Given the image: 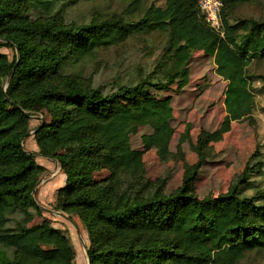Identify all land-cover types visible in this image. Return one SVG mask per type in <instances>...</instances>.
<instances>
[{
  "label": "trees",
  "instance_id": "1",
  "mask_svg": "<svg viewBox=\"0 0 264 264\" xmlns=\"http://www.w3.org/2000/svg\"><path fill=\"white\" fill-rule=\"evenodd\" d=\"M197 1L151 4L134 23L114 17L76 24L51 14L54 0H0V47L14 49L11 59L0 52V264H74L63 232L43 220L32 223V210L40 212L32 191L44 166L24 148L23 138L30 116L43 111L48 119L35 126L33 138L39 154L55 159L64 175L54 208L83 222L88 264H236L245 251L264 253V188L244 194L253 187L251 177L264 172L262 161L251 163L255 153L216 196L198 197L188 184L205 147L253 109L247 65L264 57V19L230 20L229 9L250 0H221L220 35ZM32 9L44 15L32 17ZM137 29L167 33L152 72L161 76L150 72L105 90L66 72ZM195 50L212 56L227 82L225 115L217 128L197 136L199 160L186 168L181 184L169 194L160 187L151 191L143 150L131 147L130 135L150 126L141 135L144 148L168 152L172 107L155 92L186 85ZM103 169L107 176L96 175Z\"/></svg>",
  "mask_w": 264,
  "mask_h": 264
},
{
  "label": "rangeland",
  "instance_id": "2",
  "mask_svg": "<svg viewBox=\"0 0 264 264\" xmlns=\"http://www.w3.org/2000/svg\"><path fill=\"white\" fill-rule=\"evenodd\" d=\"M151 4L163 6L164 0H54L51 14L65 23L80 24L114 17L134 23ZM30 12L32 17L44 15L39 9ZM228 17L230 20L264 19V0L235 4L229 9ZM166 45L165 31L137 29L117 45L100 49L93 56L70 65L66 72L76 74L85 83L109 90L116 81L134 82L140 76L155 71ZM0 52L9 59L14 55L13 47L7 44L0 47ZM187 66L188 82L181 90H176L173 85L168 90L155 92L158 98L167 100L172 107L170 124L173 133L168 152L161 155L153 145L144 148L141 135L150 133V126H140L135 134L130 135L131 147L143 150L144 177L151 191L160 187L163 193L169 194L181 184L186 168L199 160L197 136L202 131L217 128L225 115L223 99L227 82L216 73L213 57L202 50H195ZM247 71L253 76V109L246 118L232 120L221 139L205 147L203 163L188 183L189 189L198 197H212L226 191L253 153L256 157L251 163H264V57L252 60L247 65ZM152 74L161 76L160 71ZM6 84L7 81L4 82ZM42 119H48L45 111L33 113L29 130L23 138L24 148L34 154L37 163L44 166L32 191L40 207V212L32 210V223L43 220L48 228L63 232L74 250V264H88L87 247L90 242L83 222L76 214L54 208L55 190L63 184L64 175L55 159L43 157L38 152L32 133ZM97 174L107 176L108 172L103 169ZM251 179L254 180L253 187L246 189L244 194L264 188V172L259 176L253 175ZM2 250L4 247L0 244V252ZM261 262H264V253L249 250L236 264Z\"/></svg>",
  "mask_w": 264,
  "mask_h": 264
},
{
  "label": "built area",
  "instance_id": "3",
  "mask_svg": "<svg viewBox=\"0 0 264 264\" xmlns=\"http://www.w3.org/2000/svg\"><path fill=\"white\" fill-rule=\"evenodd\" d=\"M197 2L207 24L222 35L221 0H198Z\"/></svg>",
  "mask_w": 264,
  "mask_h": 264
},
{
  "label": "water",
  "instance_id": "4",
  "mask_svg": "<svg viewBox=\"0 0 264 264\" xmlns=\"http://www.w3.org/2000/svg\"><path fill=\"white\" fill-rule=\"evenodd\" d=\"M37 184H38V181H37Z\"/></svg>",
  "mask_w": 264,
  "mask_h": 264
},
{
  "label": "crops",
  "instance_id": "5",
  "mask_svg": "<svg viewBox=\"0 0 264 264\" xmlns=\"http://www.w3.org/2000/svg\"><path fill=\"white\" fill-rule=\"evenodd\" d=\"M62 175H63V173H62Z\"/></svg>",
  "mask_w": 264,
  "mask_h": 264
}]
</instances>
